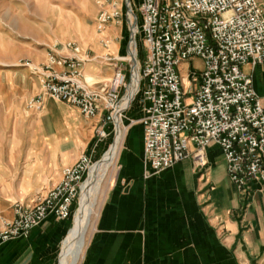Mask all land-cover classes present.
<instances>
[{"label": "built area", "instance_id": "2783aa9c", "mask_svg": "<svg viewBox=\"0 0 264 264\" xmlns=\"http://www.w3.org/2000/svg\"><path fill=\"white\" fill-rule=\"evenodd\" d=\"M116 1L106 0L110 10L99 13L98 32L121 18ZM137 10L144 59L129 103L134 76L127 59L131 35L126 57H104L118 64L105 82L86 81V60L75 44L59 46L65 55H48L38 73L41 93L27 107L38 111L49 98L76 107L87 120L100 115L95 132L102 141L110 135L107 126L116 133L118 121L141 92L147 105L138 123L151 175L189 159L203 166L207 149L217 146L227 176L239 191L251 181L264 182V110L251 77L241 70L264 65V7L256 0H138ZM101 45L107 49L109 42ZM194 58L202 62L201 71L191 69L181 78L177 68ZM92 165L90 156L81 155L33 205L14 204L11 220L0 214V246L27 238L48 217L68 220Z\"/></svg>", "mask_w": 264, "mask_h": 264}, {"label": "crops", "instance_id": "0c3cea01", "mask_svg": "<svg viewBox=\"0 0 264 264\" xmlns=\"http://www.w3.org/2000/svg\"><path fill=\"white\" fill-rule=\"evenodd\" d=\"M256 1L264 7V0ZM103 36L109 42L107 49L94 36L93 28L81 37L93 56L82 66V73L95 82L109 79L118 65L115 61L105 62L104 57L113 60L126 53L115 23L107 26ZM200 64L198 71L202 69ZM241 70L251 77L264 110V65H245ZM197 87L194 84L192 90ZM140 95L139 105L133 101L126 112L132 117L129 132L117 157L116 175L99 207L83 263L264 264V182L251 181L239 191L227 176L217 146L207 149L204 169H196L189 159L150 175L143 163V130L138 123L147 104ZM100 120L98 115L88 125L95 130ZM109 128L104 130L109 132ZM43 141L50 151L51 165L50 174L41 175L40 180L48 191L85 149L70 157L62 149L67 138L52 135ZM34 162L32 168L43 169L38 154ZM3 214L8 220L13 217L10 210ZM66 221L48 217L27 238L3 244L0 264H54Z\"/></svg>", "mask_w": 264, "mask_h": 264}, {"label": "rangeland", "instance_id": "374dc122", "mask_svg": "<svg viewBox=\"0 0 264 264\" xmlns=\"http://www.w3.org/2000/svg\"><path fill=\"white\" fill-rule=\"evenodd\" d=\"M116 2L121 11V18L115 26L120 31L121 40L126 47V53L121 57L127 55L131 31V36L135 39L130 42L127 59L130 55L132 56V51L136 52L138 65L135 72L138 74L144 59L142 37L138 31H132L135 26L134 16L137 20L139 18L138 0H128L133 20L128 16L126 0ZM103 10H110L106 0H0V214L3 217V212L13 211L14 204L33 205L36 198L47 192L46 187L41 183L40 176L50 174L51 163L48 160L50 151L47 150L46 142H42L43 139L52 135L67 138V144L62 147L67 156L81 154V151L85 149V155H92L93 165L104 156L115 141L116 133L114 134L112 126H109V132H107L110 135L99 141L95 130L88 125L91 119H85L77 109L65 103L44 98L43 107L40 110L34 111L27 107L28 103L41 93L38 73L46 64L49 54H59L61 53L59 46L72 43L80 49V58L89 62L88 60L93 59V56L81 40L87 30L93 28L94 36L100 42L108 41L103 36L107 27L103 32L97 31V17ZM132 43L134 48L131 46ZM54 45L58 47L55 48ZM97 60L100 59L95 58V61ZM200 65L198 59L188 60L183 62L177 71L181 78H185L191 69L199 70ZM89 81L95 82L92 79ZM140 93L134 100L136 106L141 99ZM131 120L132 117H127L125 113L120 122L121 129L125 130L123 144L128 135V125ZM36 154L43 169L41 166L32 168ZM193 165L201 170L207 166V163L200 167L194 162ZM117 169L118 166L115 163L108 169L102 182L97 196V215ZM80 202L81 195L72 207L70 218L65 222L64 234L59 242L54 264L58 262L62 242L72 227L73 217ZM96 218L92 219L84 253ZM79 264H84L83 259Z\"/></svg>", "mask_w": 264, "mask_h": 264}, {"label": "bare ground", "instance_id": "6f19581e", "mask_svg": "<svg viewBox=\"0 0 264 264\" xmlns=\"http://www.w3.org/2000/svg\"><path fill=\"white\" fill-rule=\"evenodd\" d=\"M128 16L133 20V15L130 12ZM132 31H136L135 26L132 28ZM133 37L132 40L134 41ZM131 46L132 48H134L133 43L131 44ZM130 56L128 57V59H130ZM130 60L133 65L134 76L130 94L128 97V103L135 95L139 84V77L135 72L136 66L138 65L135 51H132ZM85 79L90 83L89 77H86ZM124 131L125 130L121 129L120 121H118L114 143L110 146L104 156L92 166L89 177L82 184L80 194L81 202L75 211L72 227L70 228L65 239L62 242L61 253L58 258L57 264H79L83 259L86 237L90 226H92V219L97 217V196L108 169L113 167L116 163L125 135ZM91 230H93V227L91 228Z\"/></svg>", "mask_w": 264, "mask_h": 264}, {"label": "water", "instance_id": "95a60500", "mask_svg": "<svg viewBox=\"0 0 264 264\" xmlns=\"http://www.w3.org/2000/svg\"><path fill=\"white\" fill-rule=\"evenodd\" d=\"M128 3H129L128 0H126V10H127V13H129V12L132 13L131 9L128 6ZM134 23H135V27H137V18H136V16H134ZM130 35H131V31H130Z\"/></svg>", "mask_w": 264, "mask_h": 264}]
</instances>
